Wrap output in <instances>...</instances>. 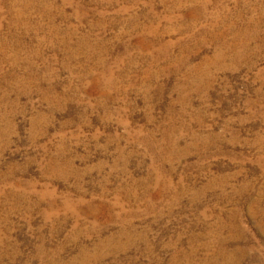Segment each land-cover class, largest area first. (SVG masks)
Segmentation results:
<instances>
[{"label":"rangeland","instance_id":"374dc122","mask_svg":"<svg viewBox=\"0 0 264 264\" xmlns=\"http://www.w3.org/2000/svg\"><path fill=\"white\" fill-rule=\"evenodd\" d=\"M0 264H264V0H0Z\"/></svg>","mask_w":264,"mask_h":264}]
</instances>
